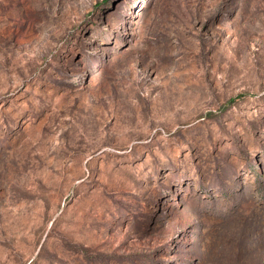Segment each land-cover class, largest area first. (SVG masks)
Listing matches in <instances>:
<instances>
[{"label": "rangeland", "instance_id": "rangeland-1", "mask_svg": "<svg viewBox=\"0 0 264 264\" xmlns=\"http://www.w3.org/2000/svg\"><path fill=\"white\" fill-rule=\"evenodd\" d=\"M0 264H264V0H0Z\"/></svg>", "mask_w": 264, "mask_h": 264}]
</instances>
